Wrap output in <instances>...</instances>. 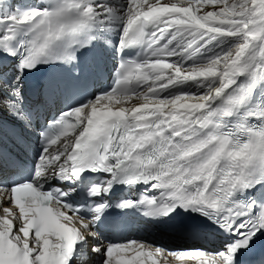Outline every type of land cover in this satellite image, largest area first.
I'll return each instance as SVG.
<instances>
[{
	"label": "snow or ice",
	"instance_id": "6c2138e0",
	"mask_svg": "<svg viewBox=\"0 0 264 264\" xmlns=\"http://www.w3.org/2000/svg\"><path fill=\"white\" fill-rule=\"evenodd\" d=\"M0 264H264V0H0Z\"/></svg>",
	"mask_w": 264,
	"mask_h": 264
},
{
	"label": "bare ground",
	"instance_id": "6f19581e",
	"mask_svg": "<svg viewBox=\"0 0 264 264\" xmlns=\"http://www.w3.org/2000/svg\"><path fill=\"white\" fill-rule=\"evenodd\" d=\"M111 63H112L111 60H109V61H108V65H110V67H111Z\"/></svg>",
	"mask_w": 264,
	"mask_h": 264
}]
</instances>
